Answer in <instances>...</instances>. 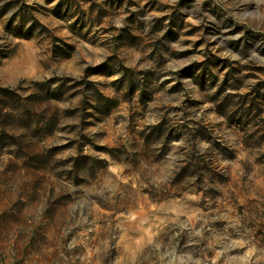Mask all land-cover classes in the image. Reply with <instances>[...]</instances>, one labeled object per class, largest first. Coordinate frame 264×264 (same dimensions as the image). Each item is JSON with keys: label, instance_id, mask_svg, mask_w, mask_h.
Here are the masks:
<instances>
[{"label": "rangeland", "instance_id": "obj_1", "mask_svg": "<svg viewBox=\"0 0 264 264\" xmlns=\"http://www.w3.org/2000/svg\"><path fill=\"white\" fill-rule=\"evenodd\" d=\"M0 264H264V0H0Z\"/></svg>", "mask_w": 264, "mask_h": 264}]
</instances>
